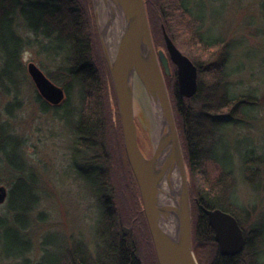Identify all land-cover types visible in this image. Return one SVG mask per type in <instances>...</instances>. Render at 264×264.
<instances>
[{"label":"trees","instance_id":"obj_1","mask_svg":"<svg viewBox=\"0 0 264 264\" xmlns=\"http://www.w3.org/2000/svg\"><path fill=\"white\" fill-rule=\"evenodd\" d=\"M71 1L0 0V32L2 31L3 36L0 51L4 54L2 75L10 74L7 71L9 69H19L20 54L26 44L30 46L32 43V46L35 45L42 52L51 54L54 59L62 57L64 64L46 75L67 92L66 102L57 110L65 109L64 118L76 136L73 167L77 170L80 168L79 177L97 188V196L103 204L98 224L103 226L96 229L91 246L77 241L70 251L60 250V253L47 246L43 249L40 261L34 262L29 257L32 244L27 234L28 226L23 229L25 233L20 235L18 233L20 227L10 222L7 214L0 215V230L7 232V235L10 234L13 238L11 244L15 245L14 252L9 253L7 260L14 261L10 264H143L140 243L132 235L127 236L122 232L121 225L126 221L123 216H119L115 208L114 198L117 194L111 179L112 174L115 178L114 184L119 189L118 196L124 195L129 198L128 206H124L126 212L131 217L137 216L138 223L145 229L147 242L154 253L138 184L125 151L114 85L100 46L95 48L99 41L92 0L88 1V18H82L77 11L69 10L67 7ZM145 1L152 29L156 31L162 30L161 24H165L167 31L171 32V27L177 22L179 11L183 15L192 14L186 0H179V9L178 0L173 1L178 7L173 4L171 6L170 0ZM172 7L175 11H172ZM16 15L22 17L25 28L34 35L32 42L20 36ZM197 21L200 23L198 29L201 30L204 20ZM200 43L207 48H217L222 45V40L201 34ZM224 50L226 56L224 55L222 63L215 64L219 73L212 85H207V81L203 80L206 68L195 62L199 69V90L191 99L181 96L176 77L177 67L171 64L175 73L171 91L172 103L191 176L190 195L197 217L193 224L194 241L202 243L215 242L214 230L204 209H220L230 213L243 228L250 214L238 198L239 184L245 183L253 190L264 193V153H259L257 147L247 140L242 146L243 151L238 147L235 155L223 149L218 150L216 148L218 144L224 146L223 139H213L221 127L230 124L241 125L242 119H236V116L248 118L250 110L256 109L258 105L255 98L244 95V99L237 102L236 107H239L235 114L224 112L231 106L230 104L238 100L232 95L231 85L226 80L231 74L230 55L227 48ZM168 80L170 77L166 76L167 83ZM0 83L5 84L2 76ZM76 83L81 86L77 119L75 109L69 107L72 89ZM198 101L202 104L201 111L196 105ZM136 122L139 127L140 124ZM7 126L0 121V185L7 183L10 189L8 213L18 221L19 206L33 195L31 189L34 187L25 175L27 168L14 167L13 159L6 152L7 146L10 145L8 141L15 144V152L23 147L22 140L11 134ZM139 140L142 149L148 150L150 131L139 129ZM208 163L217 165L219 174L216 178L210 179ZM32 198L35 199L34 196ZM250 228V231L243 229L246 245L240 255L223 256L218 252L213 264H240L244 257L248 258L251 264H264V219L253 223ZM16 236H19L20 241H25V246L21 250H16L19 248Z\"/></svg>","mask_w":264,"mask_h":264},{"label":"rangeland","instance_id":"obj_2","mask_svg":"<svg viewBox=\"0 0 264 264\" xmlns=\"http://www.w3.org/2000/svg\"><path fill=\"white\" fill-rule=\"evenodd\" d=\"M78 1L81 2V0ZM170 1L171 6L172 4L176 6L173 3L174 0ZM186 4L192 14L183 15L179 11L177 22L171 27V32L167 31L165 24H161L162 30L152 29L157 51H166L164 27L184 55L200 64L202 68H206H204L206 71L203 80L207 81V85H212L216 81L217 73H219L215 64L222 63L225 55L224 49L227 48L230 55L229 71L231 74L226 80L231 85L232 95H235L238 100L230 104L231 106L226 110L223 109L224 112L235 114L239 107H236L237 102L240 99L243 100L244 95L255 98L258 105L256 109L250 110L247 115L248 118L236 116V119H242L241 125L230 124L220 128L216 133L217 136L213 139H223L224 146L218 144L216 148L235 154L238 147L243 151L242 146L248 140L249 143L257 147L259 153L263 154L264 0H186ZM178 5L176 7L179 9V0ZM172 11H175L173 7ZM16 18L19 23L20 36L28 42H32L34 35L25 28L22 17L16 15ZM197 19L204 20L201 30L198 29L200 23ZM1 32L0 46L3 45ZM201 34L221 39L222 45L217 48L202 46L200 43ZM98 38L100 39L99 32ZM32 45L31 43L30 46L27 44L24 46L20 54L19 69H9L7 71L10 74L5 76L2 75L4 54L0 51V76L5 83L4 85L0 83V121L7 124L10 133L17 138L19 137L23 142L22 151L17 149L15 152V144L13 141H8L9 143H7L10 145L7 146L6 152L13 159L12 165L14 167L23 166L27 168L25 175L34 187L31 189L33 195L20 204V217L18 221H15L13 215L8 213L10 189L7 187V183L0 185L8 191L6 202L0 204V215L5 216L7 214L9 221L14 223L16 227H20L18 232L20 235L25 233L23 229L28 226L27 234L30 244H32L29 257L34 262H38L43 255V249L47 246L57 253H60V250L63 252L70 251L74 242L77 241H82L91 246L96 229L103 226L98 224L103 204L97 196V188L90 186L79 177L80 168L77 170L73 167L72 159L76 136L73 128L70 127L71 125L64 118L65 109H44L43 101L38 98L37 87L29 73L30 64H35L47 74L56 69L57 66L63 65L64 61L62 57L54 59L47 55L48 53H43L39 47ZM95 46L98 48L101 45L98 43ZM174 77L175 73L172 71V76L167 83L171 99L173 98L171 91ZM139 88L141 94L144 93L141 85ZM80 89V84L76 83L72 89L69 106L72 107L71 109H75L76 119L80 110ZM136 89L135 115L136 121L140 124L139 127L141 126L139 128L137 125L138 134L141 128L150 131L149 149L145 152L151 156L156 148V143L151 122L143 105L138 100ZM196 105L201 111V101H198ZM244 139L245 141H243ZM207 169L210 179L218 176L217 165L208 163ZM111 179L115 194L118 196L119 189L114 184L113 174ZM189 180L191 185L190 174ZM237 194L241 204L248 209L250 214L244 222L243 229L250 231L253 223L260 221L261 218L264 219V193L253 190L251 186L245 183H240ZM33 196L35 199L32 198ZM117 196L114 198L115 208L119 216H123L126 221L125 224L121 225L122 232L125 233L124 230L127 229L128 233L125 235H132L136 241H139L143 264H154L152 249L147 242L144 228L138 223L137 216L131 217L124 207L125 205L128 206V196H118L121 200ZM194 209L195 206L192 201L193 224L197 219ZM193 227L195 228V226ZM16 237L19 247L16 250H21L25 246V241H20L19 236ZM12 239L10 234L7 235V232L0 230V264L14 262L7 260L9 253L14 252L13 249H15V245L12 246L11 244ZM194 252L199 264H213L219 252V246L215 242L194 241ZM240 264L251 263L248 258L244 257Z\"/></svg>","mask_w":264,"mask_h":264},{"label":"water","instance_id":"obj_3","mask_svg":"<svg viewBox=\"0 0 264 264\" xmlns=\"http://www.w3.org/2000/svg\"><path fill=\"white\" fill-rule=\"evenodd\" d=\"M104 58L114 85L127 158L138 184L144 214L158 264H199L192 240L190 180L165 75L170 61L177 66L179 91L193 98L198 90V67L184 55L163 27L168 55L157 51L145 0H92ZM32 76L42 97L59 105L66 97L35 65ZM143 88L151 115L167 139L158 155H146L139 143L135 115V88ZM7 190L0 187V204ZM223 256L236 257L246 245L238 220L220 209L207 210ZM125 234L128 230H124Z\"/></svg>","mask_w":264,"mask_h":264},{"label":"bare ground","instance_id":"obj_4","mask_svg":"<svg viewBox=\"0 0 264 264\" xmlns=\"http://www.w3.org/2000/svg\"><path fill=\"white\" fill-rule=\"evenodd\" d=\"M136 83H137L136 94H137L138 100L143 105V108L146 111V114L149 117V120L151 122V128L153 130V135H154L158 155H160L162 150L164 149V145L166 144L167 139L164 137L163 130L159 128V125L157 124V122L154 120V118L151 115L150 107L144 98L145 95L143 92L141 94V89L139 88V82H136Z\"/></svg>","mask_w":264,"mask_h":264},{"label":"flooded vegetation","instance_id":"obj_5","mask_svg":"<svg viewBox=\"0 0 264 264\" xmlns=\"http://www.w3.org/2000/svg\"><path fill=\"white\" fill-rule=\"evenodd\" d=\"M67 8H68L69 10L71 9V10L77 11L78 13H80V16H81L82 18H88V0H81V2H79L78 0H72V1H71V4H70ZM43 53H45V52H43ZM47 55L51 56V54H49V53H48ZM51 57H52V56H51ZM45 75H46V74H45ZM46 77H47V76H46ZM47 78H48V77H47ZM48 79H49V78H48ZM49 80H50V79H49ZM64 90H65V88H64ZM37 91H38V98H40L41 101H43L44 109H46V110H50V109H52V108L57 109V108L63 106L64 103H65L66 100H67V92H66V90H65V93H66V100L63 101V102H62L61 104H59V105L53 104V103H51V102L45 100V99L42 97V95H41L40 91L38 90V88H37ZM144 230H145V229H144ZM193 241H194V233H193ZM154 255H155V253L152 252V256H153V260H154V264H158V262H157V260H156V256H154Z\"/></svg>","mask_w":264,"mask_h":264}]
</instances>
